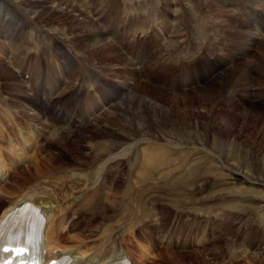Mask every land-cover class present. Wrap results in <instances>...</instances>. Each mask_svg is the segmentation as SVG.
Listing matches in <instances>:
<instances>
[{"label":"rangeland","instance_id":"374dc122","mask_svg":"<svg viewBox=\"0 0 264 264\" xmlns=\"http://www.w3.org/2000/svg\"><path fill=\"white\" fill-rule=\"evenodd\" d=\"M71 1L76 6L79 5L78 7H80L81 5V7H84L88 11L93 12L92 15L95 16V19L97 20V24L100 30L106 35L109 41H111L112 43L116 44L118 47L121 48L119 49V55L113 52L106 53V55H109L112 58H114V61L107 64V67H105L106 68L105 72L108 75L105 76L102 74L101 71H99L98 69L99 64H97L99 62L98 60H96L95 55H91V58L88 57L87 52H89L92 49V47L90 48L88 47L87 49H85L82 47V45H80L81 44L80 39L81 40L84 39L83 37L84 36L83 33L85 31L84 29H80L76 27L78 29L77 30L75 27L66 23V21H62V20L57 21L56 18L54 19V21L52 20V22L45 21L39 18H34L35 20L34 25L35 27L38 26L39 29L36 27L37 28V29L35 28L36 31L30 32L29 30H27L28 27L27 24L19 25L18 23V26L14 30L16 31L15 36L10 37L13 38V40H17V38L22 39L24 44H27L29 48L28 49L27 47H25L26 51H24L23 49L24 47L19 50L21 55L22 53L25 54L23 56L24 59L22 58L18 62V65H20V63L23 60H25V67L23 68V75L25 77V80L34 82L50 77L52 78V80L51 79L50 80L53 81V83L55 84V86L58 88V90L61 92L62 95L63 94L74 95V92L72 91L80 92V90H82L86 86H89V83L91 81L93 82L92 85L94 86V89H98L99 87L101 88L103 84L104 87H107V90L105 89L104 90L107 92L111 91L115 98H119L121 95H122L121 98H123V96L126 97L123 94L128 90L129 94H131L133 98H135L136 96L137 97L135 99H132V101H128V99L125 100L124 98L125 104L129 103L131 108H135L134 110L135 112H137V114H139L138 116L140 117L142 115L141 117L144 120L146 119L148 125L152 126L153 135L155 134L154 135L155 142L157 141L159 142L157 144H163V145L173 144L172 146L174 147V148L172 147L174 161L172 160L169 164L161 165L159 167L161 169L159 170H156L157 168L156 167L155 171L153 172L154 176H156L154 181H156L157 178H159V181L161 182L160 178L162 176H166L168 177L167 179L172 180L174 179L173 177L175 178L179 177V173L184 174L186 171L189 172L191 175L188 176L189 178L187 177L188 178L187 188H185L186 187L185 185L181 189L170 190L164 187L163 189L160 185H158L159 186L158 188H152L151 190L152 192H148V191L145 192L140 189L139 187L140 183L139 180L137 179L138 176H136L138 175L137 172L139 171V169L142 167L143 164L140 156L141 154L140 155L136 154V160H133L130 163L125 162L124 164H121L123 167L120 166L119 168H121V170L124 171V172L122 171L121 173L115 172L117 171L118 167L109 168L108 167L109 165H107L108 170L110 169L109 170L110 172L107 175L106 186H108V188L110 189L112 196L109 199L111 203L109 206L107 207L105 206V210L109 209L107 211L108 212L110 211L111 213L113 212V214L119 213L117 219L115 220V222L118 221L119 223L117 224L118 226L117 225L115 226V228L117 227V229H115L114 233L120 231L124 232L123 230L124 228L132 230L131 228L136 229L139 227V229H137L136 231L139 240L141 242H145L147 246L154 247V253L157 254L158 256L157 257L158 260L154 264H200L202 262L206 263V261L212 264H247V262H249L250 259L249 257L253 255L255 256L256 254H263L264 253V193L260 192L256 194L253 193L251 194V192L248 190L249 184L244 183L246 181L243 180L242 182L241 179H238L234 176L231 177L230 175H227L228 179H224V177L223 178L221 177L222 178L221 181L219 178H216L213 175L214 174L213 171L217 169L219 172L225 175L227 173L225 171L226 168L231 166L235 168V171L244 172V173L246 172L249 175H253L256 178L260 177L261 175L262 177H264V161H263L264 160L263 159L264 158V142H263L264 123L258 122L257 120H254L253 122L252 119H247L242 115L243 112L246 110V108L244 109L242 107V104L244 103L245 100H240L238 99L239 97L236 98V96H233L230 99V101L227 102L228 104L227 103L220 104L215 111H212L211 106H208V104L204 105L203 103L198 102L197 100L198 97L196 95L197 93L195 92L196 90H184L176 85L172 88V90H170L169 88L167 89L166 86H164L163 84L165 81L170 82L171 80H174L178 77V70L176 67L177 59L174 52L172 53V50L173 48H177V46L182 41V37L177 39V37L180 34H178V36L172 37V34L167 30H170L171 32L182 31V34L180 36H184L185 35L184 27L186 26L189 20L188 15L190 16L194 15L195 17L199 16L201 14V11L203 10L202 8L205 5L208 10V5L210 4V2L208 0H192V1H197L196 6L192 7V8H196L195 10H197V12L192 13L187 8V3L183 1L179 6H170L173 5L172 2L174 0L173 1L168 0L170 2H168L167 0L165 1L145 0L146 2H144V0H107L108 3L104 5L105 7L104 9H106V12L104 13V15H98L95 8H97L99 12H102L101 5L105 2V0H92L93 1L92 8L88 5V0H71ZM247 1L254 3V0H247ZM125 2H127V4ZM85 3H87L89 7H87ZM122 3L126 4L125 8L122 5ZM230 5H232V3ZM230 5L228 4L226 5L227 6L226 12L229 13V15H231L230 18L232 19L235 18V15H239V14L237 13V9H235L234 6H230ZM130 6H131V10L135 9L134 11H136V13L134 14L129 13L128 10ZM123 8H124L125 16L121 15V11H123ZM16 13L18 15L17 18L23 16L24 19H27L25 18L27 15L25 16L24 14L19 12L18 8L16 10ZM103 20H108L109 25L103 26L102 25ZM156 20L159 26L157 24H155V26L152 24L153 22H156ZM242 20L244 19L242 18ZM200 21L203 23V18H201ZM216 22L215 24H217V26L222 25V22L220 20L219 21L216 20ZM147 23H150L151 26L156 29L155 34H152V27H149ZM63 24L67 26V29L65 31H63L62 29ZM40 25L43 27V29H41L42 27ZM54 25L56 27L59 26L60 28L59 27L56 28ZM145 25H147V27L143 29ZM217 26H214L215 33L218 36L217 38H220L222 37L223 31L219 29V27ZM56 29L58 30L57 33H56ZM128 30L129 31L139 30L142 32L140 33L133 32V34L135 33L139 37L137 36L134 37L130 34L128 35V37H126L127 32L125 31ZM254 30L258 32L257 34H259L258 29H254ZM46 31L47 33L48 32L49 33L47 34ZM49 35L50 36L55 35L56 37H60V38H63L61 36H65L64 37L65 42H64V46L62 47V51L57 50V42L52 43L47 41V39H45L50 37ZM78 36L80 37L78 38ZM112 36L115 37L116 39L113 38ZM120 37H126L127 43L130 46L134 45L131 46V48L133 49L141 48L139 52L137 51L134 52V55H136V57L139 59L137 63L141 64V66H139L138 68L135 66V63L129 60L130 56H132L133 51L129 52L124 48V46L126 47V45L128 44L125 41L124 43L119 41ZM230 38L232 40V37ZM216 42L218 41L216 40ZM225 43L227 44V41ZM248 45H253L254 47V50L251 54L257 55L258 48H256V43L252 42V44H248ZM73 46L76 49H74ZM76 46H78L79 48ZM234 50L235 49H233L232 51ZM82 51L86 55H84ZM216 51L222 55H224L225 53L222 51L220 46L217 47ZM35 53L37 54V56H35ZM61 54H65L68 60L65 61L61 60L60 58ZM78 54L84 58L85 57L88 58V60L90 58L91 63L89 64L83 63L81 57ZM224 56H222L221 61H225L223 62L224 66L222 68L225 69V72H227L226 76L229 75L232 76L233 82L234 80L235 81L239 80L237 82H240L241 78L239 76H237L238 78L235 76L237 74L235 70L236 69L235 66L237 65L235 64L236 63L238 64V62L246 63V64L250 63L251 56L242 58L240 61L235 63L228 62L231 61V59L226 61ZM0 58L3 60L6 59L4 53L1 52V50H0ZM29 60H32L35 63L30 62ZM7 61L9 60L7 59ZM26 62L29 63L28 69H26L27 67ZM72 62L77 65L76 68L74 66V69H71V66L74 65ZM125 62H127L129 65ZM74 72H77L80 81L79 84L76 86L74 83L69 82ZM147 75L150 76L155 75L157 82H153L151 84L147 82L144 79V77ZM100 76L102 77V81H103L102 84H101ZM125 78L127 79L125 80ZM219 78H221V76ZM0 81H1L0 84L4 86L6 85V83L3 80ZM98 81L100 82V86ZM215 81L216 80H214L211 84H214ZM27 83H28L27 85L29 86L30 82ZM241 84H243V82ZM260 84H263L262 85L263 88L260 89V92H261V96L264 97V75L260 80ZM8 86L11 85L8 84ZM160 91L165 94L167 93L181 94V95L190 94L187 95L188 106L187 109L185 110V114L186 116L188 115L187 116L188 118L181 117V114L184 112L182 111L183 109H181V107L183 106L180 107L174 105L173 104L174 99H172V97H169V95H161L162 93L159 94ZM159 95L161 97H159ZM4 97L10 99L8 95L2 96L0 100V107L2 109L5 108V106L3 105L6 104ZM128 97L129 95L126 98ZM156 100H158L157 104L160 103L158 111L161 114L148 112L142 109L140 106L143 105L141 104L142 103L141 101L154 103L156 102ZM249 105L256 107V105H260V101L258 103V100L255 99V96L249 95ZM12 109L13 107H11V109L7 108L9 115H15V118H18L17 115H21V114L16 112L17 109H13V110ZM165 110L167 113L164 112ZM261 111L262 113H264V107L261 109ZM116 114H117L116 116L117 122H115L116 123L115 126L117 125L116 132L122 133L123 135H126L127 132L131 133V128H130L131 125H129L130 115L122 114V111L121 112L119 111ZM108 116H110V114H108ZM143 116H147V117H143ZM212 116L215 117L217 121H214ZM106 118L107 116L102 117V120L96 122L93 127H96L99 124V122L106 120ZM122 120L125 121L123 122ZM44 122L46 123L45 120ZM157 122L159 125H157ZM207 123L209 126L207 125ZM8 124L9 123H6V125ZM138 125L136 126L134 122V128L136 130L142 131L144 126L142 124H138ZM212 125L214 126L212 127ZM146 132H148L147 128H146ZM80 134L81 132L75 138L77 140H74L72 143H69L67 147L66 146L65 148L63 147V150L60 151L61 154L59 153L60 156L59 158H57V154H58V150H60L61 148L58 149L56 147H49L45 145L46 150L49 151L50 154L52 153L51 155L54 158L53 168L55 167L68 168L69 167L68 165H71L73 163L74 160L70 158L71 156H68V154L70 153L69 149L75 148L78 151L76 145L78 143L80 144V142H82L81 140L85 138L83 135ZM134 134H130L129 137H134L133 136ZM44 135L47 136L48 134L45 133ZM176 135L177 137L178 136L179 137L177 138ZM10 136L14 139L16 138L12 134H10ZM39 139L42 140V137ZM39 139L37 141H39ZM121 140L122 142L124 141L123 143L125 142L127 143L128 141L123 137H121L120 141ZM21 144L23 145V147L28 148V145L25 141L21 142ZM45 144L48 143L46 142ZM88 148L87 150H84V152H86L87 154L86 157H89L90 155ZM192 151H194V154ZM183 153L185 154L187 153L185 158L188 159V162L185 158L183 159L185 155ZM198 155L202 157H199ZM214 155L215 158L217 159L214 158ZM50 156H47L46 154V157L41 158V161L43 162L46 161V158ZM77 158L80 157L78 155L76 156L74 168L82 167L86 169L85 171H88L89 169L92 170V167L88 166L89 161H87L86 165H84L83 167L80 166L82 164L81 160H78ZM32 159H35V155L32 156ZM220 159L223 162H221ZM183 160H186L185 161L186 163H184ZM205 160L209 162L207 163ZM132 163L133 166L135 167L132 170L133 174H131ZM193 163L196 166L200 165L201 167L205 163L204 165L206 166L209 165L208 167L211 166L210 169L213 167L214 163H216L218 166L217 168L215 167L212 172H208V169H206L207 167H205V169L202 168V170L204 171L201 170V173L197 175L196 173L192 174L190 172ZM181 165L183 168H185L183 169L182 172L180 169ZM26 166H23L20 169H24L26 168ZM172 168L176 170L174 169L172 170ZM252 170H254L255 172L254 171L252 172ZM19 171L20 170L18 169V171H15V173L13 172L14 175L12 177L7 178L10 181L6 182L5 184L11 182L17 176ZM162 171H164V174H161ZM13 173H11V175ZM210 173L211 174L213 173L212 174L213 176ZM211 176L213 178H211ZM217 179H219L220 182L222 183L220 184L219 180ZM146 187H149V184H147ZM234 194L237 196H234ZM181 196L184 197L181 198ZM202 198L206 201V203ZM224 198L227 199L225 200ZM237 200L238 202H236ZM179 201L182 202L184 207L175 209L176 207H174L173 205L174 203H177ZM198 202L199 203L202 202V203L199 204ZM2 203L3 200H0V204ZM233 203L238 205H233ZM227 205H230V208H227L226 207ZM117 209L118 210L120 209L119 212ZM84 217L86 218V216H83V218ZM100 221L102 220L98 219V220H92L90 222L89 235L93 234L91 235L92 238H94L99 233V228L103 223V221L101 223ZM170 221H172L173 225L168 226ZM84 229L85 228H83V230ZM187 229H189L190 231L189 230L187 231ZM191 232L193 233L189 235ZM198 239L201 240V242L204 244L202 243L200 244L199 242H197ZM174 240L180 242V243L177 242L178 243L177 247L174 243L169 245L170 241L173 242ZM210 241H211V245H209ZM185 242H188L186 247H184ZM163 244H165V246H163ZM122 245L126 248H130L131 250L136 251V248H134V245L132 243L127 244L126 242H124ZM136 254L137 253H135V258L137 259L139 264H150L149 259L144 260L143 258H141V256H140L141 259H139L138 257L139 254L137 255ZM247 255L249 256L248 258ZM168 257H170L171 260Z\"/></svg>","mask_w":264,"mask_h":264},{"label":"bare ground","instance_id":"6f19581e","mask_svg":"<svg viewBox=\"0 0 264 264\" xmlns=\"http://www.w3.org/2000/svg\"><path fill=\"white\" fill-rule=\"evenodd\" d=\"M182 1L187 3V8L189 9L190 12L192 13L197 12V10H195L196 8H192L196 6L197 1L174 0L172 2L173 5H170V6H179L181 5ZM208 1L210 2V4L208 5V14L211 15L210 22L213 23L215 26H217L215 22L216 20L217 21L220 20L222 22V25L217 26V27H219V29L224 31V33L225 32L227 33V37L225 38L229 39V42H230V43L228 42V44L225 43L226 51H224L225 56L223 55L225 60L228 61L231 59V61H228V62L235 63V62L240 61L242 58L251 56L250 57L251 62L247 64L238 62V64L237 63L235 64L237 65L235 66L236 67L235 70L237 72L235 76L236 77L239 76L241 78L240 82L241 83L243 82V84H241L240 82H237L239 80L237 81L234 80L233 82L232 76L230 75L226 76L227 72H224L221 78H218L214 82V84L205 85L202 89L195 91L198 97L197 100L198 102L203 103L204 105L208 104V106H211L212 111H215L216 108L220 104L227 103L228 101H230V99L233 96H236V98L239 97L238 99L245 100L244 103L242 104V107L244 109L246 108V110L243 112L242 115L247 119H252L253 122L254 120H257L258 122L264 123V113H262L261 111V109L264 107V97L261 96V92H260V89L263 88L262 87L263 84H260V80L262 76L264 75V40L261 42L259 41V38L262 37L264 34V16L262 17V20L259 18L260 13H264V0H254V3H251L247 0H208ZM144 2L146 1L144 0ZM231 3L232 5H230ZM12 4L15 6H13ZM225 4L234 6L237 9L239 8V10H241L242 12L241 14L248 12L251 16H253V18L259 21L261 32L259 31V34H257L258 32H256L253 28L251 29V26L247 24L245 20H242L241 16L239 15L234 14L235 18L231 19L230 18L231 15H229V13L226 12L227 6ZM78 6L73 4L71 0H0V50L1 52L4 53L5 58H6L5 60L0 58V80H3L6 83L5 86L0 84L1 85L0 86V100L2 96L8 95V97H10V99H8L7 97H4L6 104H4L3 106H5V108L2 109L0 107V200H3V203L0 204V207H1L0 210L4 208V212H6L7 210L11 209L15 205L19 204L21 201H26V200H32L38 204L44 205L50 210L49 218H50L51 225L47 232V239L50 243L51 250L61 248L64 252L71 253L73 255H79V256H91V258L95 259L96 261L103 263V262L109 261L110 259H116L124 255L131 256L130 253L125 252V249L123 247L119 246L120 238L118 237V240H117L116 239L117 237H113V232H115V229H117V227L115 228V226L119 223L118 221L115 222V220L117 219L119 215L118 212L120 209L119 210L117 209L118 214H113V212L111 213L110 211L108 212L107 210L109 209L107 208H106L107 210H105V206L107 207L110 205L111 201L109 199L112 196L110 189L108 188V186H106L107 175L110 172L109 171L110 169L108 170V167L109 168L118 167L117 171L115 172L121 173L123 171L121 170V168H119L120 166H122L121 164H124L125 162L130 163L131 161L136 160V154L138 155L141 154L140 156H141L143 164H142V167L137 172L138 175L136 176H138L137 179L139 180V183H140L139 184L140 189L145 192L146 191L152 192L151 191L152 188H158L159 187L158 185H160L162 188L164 187L170 190L181 189L185 185H186L185 188H187V185H188L187 183H188V178H189L188 176H191V175L189 172L185 170L186 172L184 174L179 173V177H176V178L173 177L174 179L172 180H169L167 179L168 177L161 175L162 176L160 178L161 182L159 181V178H157V180L154 181L156 177L154 176V173H153L155 171V168L157 167L156 170H159L161 169L159 168L161 165L169 164L172 160L174 161V155L172 151L173 144L170 143L171 145L169 144L163 145V144H157L159 143L157 141L155 142V136H154L155 134L153 135L152 126L148 125V123L146 122V119L144 120L141 117L142 115L139 117L138 116L139 114H137V112H135L134 110L135 108H131V106L128 103V101H132V99H135L137 96L135 98H133L131 94H129L128 98H126L127 96L126 97L123 96V99L124 98L125 100L128 99L127 101L128 104H125V101H123L121 105L111 104L114 101L120 99L122 95L120 97L116 96L119 98H115L111 91L110 92L106 91L104 94L101 95V98L99 97V99H97L91 92L87 91V87H85L82 90H80V92L72 91L74 92V95L73 94L71 95L63 94V95H68V97L66 98L63 104H60V102L62 101L63 95L58 90V88L55 86L53 81H51L52 78L48 77L40 81L38 80L34 82L25 80V77L23 75V68L25 67V60H23L20 63V65H18V62L23 58L25 54L22 53L21 55L19 50L24 47L23 49L24 51H26L25 47L28 48V46L27 44H24L22 39L17 38V40H13V38H10V37L15 36L16 31L14 30L18 26V23L19 25L27 24L28 25L27 30H29L30 32L36 31L35 28L36 27L38 28V26L35 27L34 18H39L45 21H50V22H52V20L54 21V19L56 18L57 21H61V20L66 21V23L70 24L71 26L75 28L78 27L80 29H84L85 30L83 33L84 39L81 37L83 40L80 39V42H81L80 45H82V47L85 49H87L88 47L89 48L92 47V49L90 51L88 50L89 52H87L88 57L91 58V55H95L96 60H98L99 62L97 63L99 64V68H98L99 71H101L102 74L105 76L108 75L105 72V69H106L105 67H107V64H109L110 62H113L114 58H112L109 55H106V53L113 52L119 55V49L121 48L118 47L116 44L112 43L111 41H109L106 35L100 30L97 24V20L95 19V16L92 15L93 12H90L84 7H81V5L80 7ZM17 8L19 12H21L25 16L27 15L25 17L27 19H24L23 16L17 18L18 16L16 13ZM202 13H203V10L201 11V14L197 17H195L194 15H191V16L188 15L189 20L185 26V27H193L192 35L194 33H198L199 36H197V38L199 39L204 38L203 23L200 21V19L202 18ZM62 27H63L62 28L63 31L67 29V26L65 24H63ZM41 29H43V27ZM57 31L58 30L56 29V33ZM61 37L63 38L56 37L54 35V36H50L45 39H47V41L52 42V43L57 42V50L62 51V47L64 46V42H65V38H64L65 36H61ZM79 37L80 36H78V38ZM230 37H232V40ZM252 42H255L256 48H258L257 55L251 54L254 50V47L253 45H248V44H252ZM233 49L235 50L232 51ZM82 53L84 54L83 51ZM80 57L83 63L85 64L91 63L90 58L88 60V58L86 57L85 58L82 56ZM60 58L63 61L68 60L65 54H61ZM7 59L9 61H7ZM29 61L35 63L32 60H29ZM221 62L223 63L225 61H221ZM26 64H27L26 69H28L29 63L26 62ZM254 76H255V79H254ZM126 79L127 78H125V80ZM27 82H30L29 86L27 85L28 84ZM8 84L11 86H8ZM127 92L129 93L128 90ZM176 93H179V92H176ZM159 94L169 95V97H172V99H174V103H173L174 105L180 106V107L183 106L181 107V109H183L182 111L184 112L181 114V117L185 118L188 116V115L186 116L185 110L187 109V106H188L187 105L188 103L187 95H190V94H182V95L181 94H170V93L165 94L161 91L159 92ZM248 94L250 96H255V99L258 100V103L260 101V105H256V107L249 105V95ZM123 95H125V92ZM57 96H60L58 100H57ZM159 97L161 96L159 95ZM67 99L71 103H69ZM146 101L145 102L141 101L142 102L141 104H143V105H140L142 109L148 112H151V113L152 112L156 114L160 113L158 111L159 104H160V103L157 104L158 100L154 102L156 104H154L153 102H146ZM108 105L110 106L109 108L111 109L108 111L106 110L104 112L103 111L104 108H106V106ZM11 107H13V109H17L16 112L21 114V115H17L18 118H15V115H9L7 108L11 109ZM119 111L120 112L122 111V114L130 115L129 125H131L130 127L131 133L127 132L126 135H123L122 133L116 132L117 130V127H116L117 125L115 126L116 124L115 122H117L116 113ZM164 112H166V110ZM98 114H100L99 118L94 117L95 115H98ZM108 114H110V116H108ZM104 116H107L106 120L99 122V124L96 127H93L94 124L102 120V117ZM143 117H147V116H143ZM213 119L214 121H217L215 117H213ZM44 120L46 121V123L44 122ZM57 121L64 123V125H69L71 127H79L83 129L81 130L80 135H83L85 138L81 140L82 142H80V144L78 143L76 145L78 148V151L75 148L69 149L70 155L68 154V156H71L70 158L74 160L73 163L71 165H68L69 166L68 168L66 167L53 168L54 158L51 155L52 153L50 154L48 151V153H46L47 156H50V155L51 156L47 157L46 161L44 162L41 161V159H39L35 155L34 162L29 164L28 166L24 164L22 165V166H26V168H24L25 170L18 168L20 165L19 160L26 163L27 159L32 158V156H30L29 158L28 148L23 147V145L21 144L22 142L21 136L23 137V139L29 146L37 142V140L41 137H42V141H44V139L46 138H49L53 143L47 142L48 144H45V145L49 147L51 146L56 147V148L58 147V145L62 144V142L63 143L66 142L65 146L67 147L69 143H72L74 140H77L75 138L72 140L68 138L67 133L74 134V132L66 131L64 129V126H62L64 130H62L61 128L57 130V125H56ZM134 122L136 126L138 124H142L144 126V128L142 126L143 130L140 127L139 128L142 131L136 130L134 128ZM6 123H9V124L6 125ZM225 124H228V123H225ZM157 125H159L158 122H157ZM213 126L214 125H212V127ZM146 128L148 132H146ZM5 131H7V135L11 139L5 136ZM263 132H264V127H263ZM45 133H47L48 135L47 136L44 135ZM10 134L15 136L16 138L15 139L12 138ZM130 134H134L133 135L134 137H129ZM121 137L128 140L129 142L127 141V143L126 142L123 143L124 141L123 142L122 140L120 141ZM87 148L90 152L89 157H86L87 154L86 152H84V150H87ZM61 150H63V147L60 150H58L57 158L60 157L59 153ZM192 152L194 154V151ZM75 154H77L80 157V158H77L78 160H81L82 162L80 166L84 167V165H86V162L89 161L88 166L89 167L91 166L92 170L89 169L88 171H85L86 169L82 167L74 168V164H75L76 156H77ZM186 154L184 155L183 159L185 158ZM190 154H191V151H190ZM199 157H202V156H199ZM214 158H215V155H214ZM185 159L188 162V159L187 158ZM186 160H183V162L186 163L185 162ZM220 161L223 162L221 159ZM204 164L201 167L200 165L196 166L193 163L192 166H195V167L191 166L190 172L192 174L196 173L198 175L201 173L202 168L205 169V167H207L206 169H208V172H212L214 168L215 167L217 168L218 166L216 163H214L213 167L210 169L211 166L208 167L209 165L206 166ZM107 165L109 166L107 167ZM131 166H132L131 167V171H132L135 167L133 166V163L131 164ZM147 167L150 169H148ZM17 168L20 170L19 173L17 172L18 173L17 176L11 182H9L8 184H5L4 181L8 178L7 176L11 175V173L13 172L15 173V169ZM173 169L174 168H172V170ZM180 169L182 172L183 169L185 168H183L181 165ZM225 171L227 173L223 175L221 172L215 169L213 171L214 174L213 173L212 174L216 178H219L221 181L223 177L224 179H228L227 175H230L231 177L234 176L238 179H241L242 182L243 180L246 181L244 182L245 184L246 183L249 184L248 190L251 192V194L252 193L256 194L260 192L264 193V177H262V175L261 176L259 175L260 177L256 178L253 175H249L246 172L244 173V172L235 171V168L231 166L226 168ZM253 171L254 170H252V172ZM162 172L161 174H164V171ZM131 174H133V171ZM212 176L211 178H213ZM221 183L222 182H220V184ZM147 184H149V187H146ZM234 196H237V195L234 194ZM183 197L184 196H181V198ZM236 202H238V200ZM234 203H235V200H234ZM234 203L233 205H238ZM173 206L176 207L175 209L184 207L181 201L174 203ZM226 207L230 208V205H227ZM77 214L79 215L78 216L79 219L83 218V216H86V218L84 217L83 219H81L82 220L81 223H79V221H74L73 218ZM98 219L102 220L103 223L101 224V226L99 225L100 226L99 233L97 232L98 235H96L93 239L91 237V235L93 234L89 235L90 222L92 220H98ZM102 221H100V223ZM83 228L85 229L83 230ZM123 230L124 232L129 231V229H125V228ZM64 232L65 234H63ZM134 237L135 236L132 235L131 238H134ZM92 239L95 241L94 243ZM134 239H135V243L138 245L137 247L139 249L141 258H143L144 260H148L152 256L155 255L154 247L147 246L145 242H141L138 236L137 238L135 237ZM177 242L179 241L174 240L172 243H174L177 247V244H178ZM197 242H199L200 244L202 243L201 240L199 239ZM63 243H67V244H63ZM243 252H246V251H243ZM263 256H264V253L256 254L255 256L253 255L251 257L247 255V258L248 257L250 258L247 264H264ZM143 259H142V262H143ZM200 264H212V263L206 261V263L202 262Z\"/></svg>","mask_w":264,"mask_h":264}]
</instances>
